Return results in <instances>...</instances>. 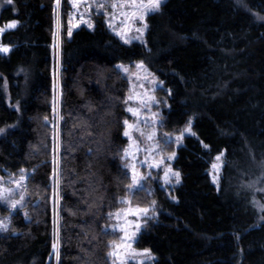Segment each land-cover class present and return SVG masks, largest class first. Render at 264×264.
I'll use <instances>...</instances> for the list:
<instances>
[{"label":"trees","instance_id":"1","mask_svg":"<svg viewBox=\"0 0 264 264\" xmlns=\"http://www.w3.org/2000/svg\"><path fill=\"white\" fill-rule=\"evenodd\" d=\"M240 1L166 0L147 17L144 44H125L101 21L69 37L63 28L57 148L49 125L55 0H12L0 11V28L17 23L1 36L11 49L0 54V175L29 173L26 215H12L0 234V264H54L56 170L57 264H111L116 236L103 227L125 196L139 207L157 201L158 217L136 244L154 264H264V23L255 18L264 0ZM137 61L162 84V130L178 134L192 121L195 135L173 163L176 202L160 190L128 193L129 86L116 65ZM221 154L215 189L208 171Z\"/></svg>","mask_w":264,"mask_h":264},{"label":"rangeland","instance_id":"2","mask_svg":"<svg viewBox=\"0 0 264 264\" xmlns=\"http://www.w3.org/2000/svg\"><path fill=\"white\" fill-rule=\"evenodd\" d=\"M61 1L59 0V4H57V0H55V27H54V37H53V55H52V63H53V89H52V116L49 122L51 127V138L52 143L55 144L56 148L58 146V135H59V108H60V46H61V37L62 30L65 28L66 36L69 37L68 31L71 28V32L74 30H78L81 27L86 28L89 31H92L95 28L96 22H103L113 35L119 38L122 42L125 43L124 39L129 40V43H139L144 44V37L146 34L147 27L144 28V25L147 24V17L151 14L158 13L150 12L148 13L144 20L141 21L137 17H131L132 9L130 7H116L113 8L112 5L115 4H125L126 0H77L76 6L73 5L72 0H67L68 10L65 12L61 9ZM166 0H161V5ZM238 4H241L240 0H235ZM147 2V0H145ZM103 4L104 8H99L98 5ZM11 4L7 3L6 0H0V11L10 6ZM161 7V6H160ZM125 13L128 15L126 16ZM64 15V18H63ZM81 16H83V21H81ZM255 18L258 22L264 23V16L255 14ZM15 22V21H12ZM9 22L6 25L12 23ZM91 23L92 27H89L88 24ZM6 25L1 27L5 29L2 33H0V47H7L9 51L7 53L0 52L2 55H7L10 52V47L3 45L1 43V36L4 32L13 30L14 28H7ZM78 25V26H76ZM111 25V26H110ZM17 26V23H16ZM16 28V27H15ZM143 29L142 33L138 32L137 29ZM117 33H120L118 35ZM141 63L140 61L134 62L132 64H124L119 63L116 65V69L124 76V78L128 82L129 93L126 97V113L129 124H136L140 129L145 133L144 136H141L137 131H131L132 139L128 136L124 135L126 130V125L124 124V132L123 135L127 140V144L123 151V167L129 174L132 183V165H136V171L138 175H142L144 179L140 181L139 188H130L128 189V193L132 194L139 190H146L148 194L153 195L156 190H160L164 192L166 198L170 201L176 202V198L170 193L178 188L181 184V176L180 182L176 183L175 176L169 173V182H165V170L170 167L172 172H178L173 163L176 159V149L183 146V139L185 137L194 136L192 133L186 132L185 128L191 122L192 129V121H188L187 124L183 127L181 132L178 134H169L165 133L162 130L163 126V111L164 106L161 101L156 97V91L162 87L161 82L146 68L144 65L143 69H138L136 65ZM123 65L129 69L127 73L123 71L119 66ZM143 85V87H141ZM132 95L133 99L129 100L128 97ZM154 97V101L150 98ZM141 101H144V104H141ZM129 107L140 110L139 116H133L132 113L127 111ZM153 114H158L155 117V121H153ZM153 129H155V137L154 140L150 141L146 139L148 134H151ZM184 133L183 139L177 143L176 137L181 133ZM167 134V135H166ZM134 141L136 142L134 144ZM159 143L160 148L163 150L162 153L160 151H153V147L156 143ZM137 145L139 150L137 151ZM147 150V151H146ZM127 151V156L125 155ZM175 153V158L169 160L167 157L171 153ZM161 156H163V163H160L159 167H150L153 163H159L161 160ZM217 156H220V160L216 159ZM213 158L210 167H209V177L211 179V183L215 189H218L219 186V178L222 170L223 164V155H217ZM147 159V163L145 160ZM57 164V161H55ZM216 165L214 168L213 165ZM264 173V166L262 167ZM23 175L26 177L24 181H21V186L17 188L16 181H20V177ZM29 173L24 171L16 172L15 174H10L4 172L3 175H0V188H7L11 190V195L7 197V202L5 200H0V222H3L8 225V229L10 226V219L12 215L16 213H20L22 215H26V204L28 202V194L26 191V182ZM50 187L52 193V206H53V230H52V253L50 260L53 261L54 264H57V251L59 250V195H58V172L54 173V175L50 179ZM261 192H264V185L261 187ZM23 195L24 200L22 202V206L18 205L15 210L11 207L12 200H19V197ZM131 201V203H127L126 201ZM254 200V199H253ZM122 201H125L122 203ZM120 206L108 214V221L106 225L103 227V230L109 232L110 234L116 236L115 241L112 242L111 252L117 251V256H110L111 264H121V261H124V264H140V261H143V264H154L156 257L151 253L148 256L144 255H132V252H143V249H139L136 244L139 238V235L143 231L145 225L149 221H155L158 217V204L154 199L149 205L146 207H139L132 202L129 196H125L120 200ZM154 202V203H153ZM137 208H148L150 211L147 213V216L143 214H129V209L134 213ZM256 208L258 211H261L262 205L257 203ZM117 213H119V218H117ZM139 224V231L135 230V225ZM124 227L129 236L135 231L136 234L131 240L125 239V233L120 231V228ZM6 231H0V234L5 233ZM113 243L115 244H125L130 243L131 249L121 248L119 250L113 248ZM53 244H56L57 251L53 250ZM127 253V258H125V254Z\"/></svg>","mask_w":264,"mask_h":264},{"label":"snow or ice","instance_id":"3","mask_svg":"<svg viewBox=\"0 0 264 264\" xmlns=\"http://www.w3.org/2000/svg\"><path fill=\"white\" fill-rule=\"evenodd\" d=\"M7 3L11 4L12 3V0H6ZM73 2V5L76 6L77 4V0H72ZM57 4H59V0H57ZM160 6H161V0H147V2H145V0H126V3L125 4H113L112 7L113 8H116V7H130L132 9L131 11V17H137L139 20L143 21L145 16L150 13V12H156V11H159L160 9ZM99 8H104V5L103 4H100L98 5ZM125 15L127 16L128 14L125 13ZM81 21L82 22H87V21H83V16H81ZM78 26V25H76ZM89 27H92L91 23L88 24ZM111 26V25H110ZM7 28H15L16 27V22H12L8 25H6ZM147 27V24L144 25V28ZM5 29L3 28H0V33H2ZM138 32H141L143 31V29H137ZM72 32H71V28L69 29L68 31V35L71 36ZM118 35H120V33H117ZM122 38L124 39L125 43H129V40L126 39L125 37L122 36ZM9 51V48L7 47H0V52H5L7 53ZM120 68L123 69V71L125 73H127L129 71V69L123 65H120L119 66ZM136 67L138 69H143L144 68V65L143 63H138L136 65ZM141 87H143V85H141ZM129 100L133 99V96L130 95L128 97ZM154 101V97L150 98ZM125 103H127V101H125ZM141 104H144V101H141ZM127 111H129L130 113H132L133 116H139L140 115V110L139 109H134L132 107H129L127 109ZM156 115L158 114H153V121H155V117ZM124 124L126 125V130L124 132V135L125 136H128L130 139H132V136H131V131H137L140 133L141 136H144L145 133L143 132L142 129L139 128L138 125L136 124H129L128 120H125L124 121ZM185 131L186 132H189V133H192V129H191V122H189V124L186 126L185 128ZM3 130L0 129V133H2ZM193 135H195V133H192ZM167 135V134H166ZM183 135L184 133L182 132L180 135H178L176 137V142L179 143L182 139H183ZM154 137H155V129H153L152 133L151 134H148L146 136V139L147 140H154ZM136 142L134 141V144ZM139 150L138 148V145H137V151ZM153 151H160L162 153V149L160 148L159 146V143L157 142L153 149ZM147 151V150H146ZM125 155L127 156V151L125 153ZM169 160L171 159H174L175 158V153H171L168 157H167ZM220 156H217L216 159L219 161L220 160ZM147 159L145 160V163H147ZM160 163H163V156H161V160L159 163H153L150 165V167H159L160 166ZM213 167L215 168L216 165L214 164ZM132 168V183L129 185L130 188H139L141 185H140V181L142 179H144V177L142 175H138L137 171H136V165H132L131 166ZM23 172V170H21ZM169 173H171V175L175 176L176 178V183H179L180 182V173L179 172H172V169L170 167L166 168L165 170V176H164V179H165V182H169ZM26 179V177H24L23 175H21L20 177V181H16V184H17V188H19L21 186V181H24ZM5 193L8 194V196L11 195V190L10 189H7V188H0V200H5L7 202V197L5 196ZM24 200V196L21 195L19 197V200H12L11 201V207L13 210H15L17 208L18 205H21L22 206V202ZM125 202V201H122V203ZM127 203H131V201H126ZM154 203V202H153ZM150 211V209L148 208H137L135 210V212L133 213L131 209H129V214H143L144 216H147V213ZM117 215V218H119V213L116 214ZM140 229V225L139 224H136L135 225V230L136 231H139ZM8 230V225L3 223V222H0V231H7ZM120 231L121 232H124L125 233V239L127 240H131L136 232L134 231L131 236L128 235L126 229L124 227H121L120 228ZM113 248L114 249H121V248H124V249H131V244L130 243H125V244H115L113 243ZM53 250L54 251H57V246L56 244H53ZM110 256H117V251H112L109 253ZM132 255H136V256H139V255H144V256H148L150 255V252L148 250H144L143 252H140V253H137V252H132ZM125 258H127V253L125 254ZM57 259H59V254H58V251H57ZM121 264H124V261H121ZM140 264H143V261H140Z\"/></svg>","mask_w":264,"mask_h":264}]
</instances>
